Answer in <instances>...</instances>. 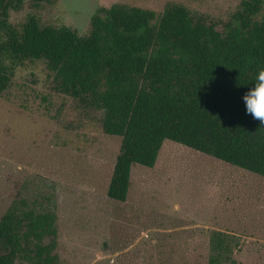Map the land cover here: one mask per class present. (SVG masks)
Instances as JSON below:
<instances>
[{"label": "rangeland", "instance_id": "obj_1", "mask_svg": "<svg viewBox=\"0 0 264 264\" xmlns=\"http://www.w3.org/2000/svg\"><path fill=\"white\" fill-rule=\"evenodd\" d=\"M241 1L25 0L10 22L85 34L101 6L178 2L221 27ZM101 118L55 90L44 60L19 65L0 94V218L13 203L54 208L59 264H264V176L166 139L153 167L132 166L127 199H112L121 138Z\"/></svg>", "mask_w": 264, "mask_h": 264}, {"label": "trees", "instance_id": "obj_2", "mask_svg": "<svg viewBox=\"0 0 264 264\" xmlns=\"http://www.w3.org/2000/svg\"><path fill=\"white\" fill-rule=\"evenodd\" d=\"M24 1L0 0V94L24 61L44 60L57 92L99 110L121 138L110 198L127 199L132 166L153 167L166 139L264 176V124L243 100L264 68V0H242L221 27L178 2L159 13L116 2L85 34L34 15L14 26ZM57 234L54 208L13 203L0 218V264H59Z\"/></svg>", "mask_w": 264, "mask_h": 264}, {"label": "clouds", "instance_id": "obj_3", "mask_svg": "<svg viewBox=\"0 0 264 264\" xmlns=\"http://www.w3.org/2000/svg\"><path fill=\"white\" fill-rule=\"evenodd\" d=\"M246 111L253 118L258 119L261 124H264V68H261L255 77L252 86L244 94Z\"/></svg>", "mask_w": 264, "mask_h": 264}]
</instances>
